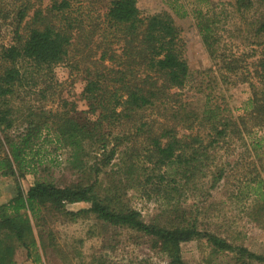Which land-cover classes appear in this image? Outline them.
I'll return each mask as SVG.
<instances>
[{
    "label": "trees",
    "instance_id": "obj_1",
    "mask_svg": "<svg viewBox=\"0 0 264 264\" xmlns=\"http://www.w3.org/2000/svg\"><path fill=\"white\" fill-rule=\"evenodd\" d=\"M201 1L206 9L193 14L217 66L214 78L229 83L236 76L235 83L249 86L242 114L214 103L209 93L201 109L181 97L190 66L181 28L166 10L143 13L137 0H110L101 13L80 1L52 0L34 9L20 31L30 7L17 8L15 37L0 47V175L24 178L27 151L43 130H52L70 148L78 179L63 186L38 179L26 190L18 180L16 194L0 204V264H15L18 246L29 252L37 245L30 216L39 218L43 209L137 231L165 253V264H187L181 245L194 239H204L214 254L232 253L235 264L264 262L263 254L202 227L199 206L189 203L224 177L220 148L227 145L229 155L240 145L250 159L232 197L245 209L249 199L255 220L264 216V136L257 132L264 129V0ZM218 4L241 15L235 30L248 54L227 51ZM62 63L80 72L87 108L66 99L57 109L32 108L31 94L41 102L60 93L55 67ZM20 122L23 130L11 133ZM92 151L98 156L90 161ZM129 189L157 202L159 219L147 223L128 203ZM77 201L89 206L66 208Z\"/></svg>",
    "mask_w": 264,
    "mask_h": 264
},
{
    "label": "rangeland",
    "instance_id": "obj_2",
    "mask_svg": "<svg viewBox=\"0 0 264 264\" xmlns=\"http://www.w3.org/2000/svg\"><path fill=\"white\" fill-rule=\"evenodd\" d=\"M51 1L0 0V47L12 42L15 37V15L18 7L22 5L30 7L29 14L19 29L24 31V26L30 21L34 9L45 8ZM76 1L101 13L106 11L110 2V0ZM137 3L143 13L162 10L170 12L181 28L185 55L191 72L188 82L179 90L184 101L191 107L201 109L206 100V93H209L214 103H219L223 107L228 106L235 115L242 114L244 103L250 95L248 84L240 81L235 83L237 78L234 75L229 83L227 81L221 83L220 79L214 78L218 73L217 66L208 55L196 27L193 11L199 8L206 9L207 3L201 0H137ZM219 11L223 12V35L227 41V51L248 54L250 47L243 44L242 35L235 30L243 21L241 15L227 4H218L216 12ZM55 73L61 83L60 93L57 92L53 100L49 98L41 102L34 100L32 98L34 94H31L29 104L32 108L39 109L37 106H44L57 109L63 103L62 99H66L69 103H75L77 109H86L87 103L80 97L83 87L80 72L71 69L67 63H62L55 67ZM22 130L23 124L20 122L11 133ZM257 132L264 136V129ZM224 146L218 153L220 155L218 163L224 168V177L214 188L208 189L209 185L206 184L205 189L197 191L198 194H194L189 203L193 205L196 203L199 206L202 227H208L231 242L243 244L250 250L264 255V216H258L259 220H255L257 216L253 215L251 209L249 210L250 200L243 201L244 207H247L245 209L232 197L242 181L244 171L242 164L250 159L249 153L237 145L234 152L227 155V145ZM70 152V148L63 145L52 130H43L32 149L27 151L26 157L30 162L27 175L19 179L0 175V204L17 191L18 180L24 190L38 179L52 181L61 186L75 182L78 176L69 162ZM94 155L98 156V153L92 151L86 158L93 161ZM238 158L239 164L235 165L234 162ZM126 199L131 206L140 209L147 223L159 219L161 208L157 202L148 201L132 189L127 191ZM88 206L89 203L85 201L66 204V208L70 210ZM30 217L37 245L31 247L29 252L23 246H18L14 254L15 264H136L140 261L165 264L168 259L158 247L152 246L149 237L142 236L128 227L109 225L92 215L72 220L57 212L43 209L39 218ZM181 248L187 264H235L232 253L214 254L204 239L184 242ZM246 264L264 262L251 261Z\"/></svg>",
    "mask_w": 264,
    "mask_h": 264
},
{
    "label": "crops",
    "instance_id": "obj_3",
    "mask_svg": "<svg viewBox=\"0 0 264 264\" xmlns=\"http://www.w3.org/2000/svg\"><path fill=\"white\" fill-rule=\"evenodd\" d=\"M15 194H16V192L13 194V196H14ZM9 199H10V198H9ZM9 199H8V200H9ZM6 201H7V200H6ZM6 201H5V202H6Z\"/></svg>",
    "mask_w": 264,
    "mask_h": 264
}]
</instances>
